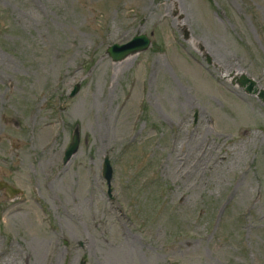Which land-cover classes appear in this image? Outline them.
Here are the masks:
<instances>
[{"label":"rangeland","instance_id":"obj_1","mask_svg":"<svg viewBox=\"0 0 264 264\" xmlns=\"http://www.w3.org/2000/svg\"><path fill=\"white\" fill-rule=\"evenodd\" d=\"M240 73L264 91V0H0V264H264Z\"/></svg>","mask_w":264,"mask_h":264},{"label":"water","instance_id":"obj_2","mask_svg":"<svg viewBox=\"0 0 264 264\" xmlns=\"http://www.w3.org/2000/svg\"><path fill=\"white\" fill-rule=\"evenodd\" d=\"M150 45V40L146 34H140L137 32L130 40L125 43L118 44L113 43L109 45L106 49L107 54L113 61H119L131 54H135L137 52L143 51L147 49ZM207 61H209L207 59ZM236 83L245 90L247 93L255 94L259 99L264 100V91L263 89H259L255 80L248 77L244 73H240L237 76ZM78 90V85H74L73 89L70 92V96H74ZM79 146V132L75 130L72 135V139L67 149L64 152L63 161H67L70 157L76 152ZM102 177L104 178L107 187L108 194L110 195V183L113 178V169L109 160L108 155H105L102 162ZM0 189L4 190V193L7 197H13L21 192L18 188L13 187L12 185L6 183L5 181H0ZM64 244H67L64 241Z\"/></svg>","mask_w":264,"mask_h":264}]
</instances>
